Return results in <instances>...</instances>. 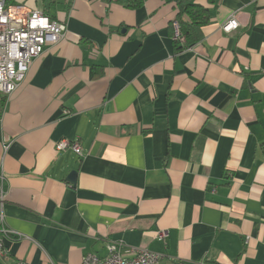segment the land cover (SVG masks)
<instances>
[{"label":"crops","instance_id":"1","mask_svg":"<svg viewBox=\"0 0 264 264\" xmlns=\"http://www.w3.org/2000/svg\"><path fill=\"white\" fill-rule=\"evenodd\" d=\"M177 1L55 0L66 36L3 111L0 194L18 235L3 264H82L110 241L159 264H264V0H195L210 23L181 52ZM63 139L83 157L58 153Z\"/></svg>","mask_w":264,"mask_h":264},{"label":"built area","instance_id":"2","mask_svg":"<svg viewBox=\"0 0 264 264\" xmlns=\"http://www.w3.org/2000/svg\"><path fill=\"white\" fill-rule=\"evenodd\" d=\"M173 27L178 39L179 25L175 21ZM239 27L233 17L223 25L222 30L231 33ZM67 26L62 22L50 19L38 10H22L15 5H9L7 0H0V105L2 99L8 100L25 80L31 64L49 46L58 45L64 40ZM3 112L0 109V127L3 122ZM58 153L72 151L83 157V148L78 141L63 139L56 143ZM7 178L0 166V185L5 187ZM7 191L0 194V260L9 256L7 241L18 238L15 231L6 223L5 204ZM166 232L162 231L158 238L163 241ZM108 254L101 258L93 254L86 255L82 264H159L164 255L148 249H138L126 246L122 241H110L107 245Z\"/></svg>","mask_w":264,"mask_h":264},{"label":"trees","instance_id":"3","mask_svg":"<svg viewBox=\"0 0 264 264\" xmlns=\"http://www.w3.org/2000/svg\"><path fill=\"white\" fill-rule=\"evenodd\" d=\"M210 1L214 2V0ZM43 2L44 13L48 16L50 9L55 5V0H43ZM128 2L129 7L132 8L141 7L143 4L142 0H128ZM7 3L13 5L12 0H7ZM177 11L175 21L179 25L180 36L175 40V46L176 51L181 52L195 46L203 39V29L210 23V12L208 8L197 5L195 0L177 1ZM4 107L5 100L2 99L0 105L1 112L4 111Z\"/></svg>","mask_w":264,"mask_h":264},{"label":"water","instance_id":"4","mask_svg":"<svg viewBox=\"0 0 264 264\" xmlns=\"http://www.w3.org/2000/svg\"><path fill=\"white\" fill-rule=\"evenodd\" d=\"M76 180H77V173L76 172H72L67 178V181L69 183H71L72 185H76Z\"/></svg>","mask_w":264,"mask_h":264},{"label":"rangeland","instance_id":"5","mask_svg":"<svg viewBox=\"0 0 264 264\" xmlns=\"http://www.w3.org/2000/svg\"><path fill=\"white\" fill-rule=\"evenodd\" d=\"M0 264H3V261L2 260H0Z\"/></svg>","mask_w":264,"mask_h":264},{"label":"bare ground","instance_id":"6","mask_svg":"<svg viewBox=\"0 0 264 264\" xmlns=\"http://www.w3.org/2000/svg\"><path fill=\"white\" fill-rule=\"evenodd\" d=\"M44 3V2H43ZM46 3V2H45ZM49 4V3H48ZM45 14V13H44Z\"/></svg>","mask_w":264,"mask_h":264}]
</instances>
